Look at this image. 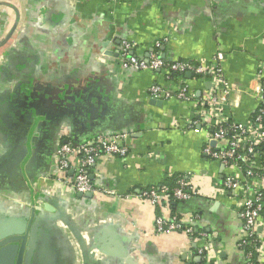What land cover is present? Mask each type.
Wrapping results in <instances>:
<instances>
[{
    "label": "crops",
    "instance_id": "crops-1",
    "mask_svg": "<svg viewBox=\"0 0 264 264\" xmlns=\"http://www.w3.org/2000/svg\"><path fill=\"white\" fill-rule=\"evenodd\" d=\"M125 41L140 59L223 54L226 115L246 122L256 110L264 0H0V264L247 263L240 202L223 188L231 171L203 153L205 131L187 128L197 106L150 95L186 85L199 101L211 79L126 69ZM120 135L128 156L89 169L97 194L77 192L73 171L55 165L62 144ZM179 178L196 186L192 199L168 208L139 197ZM172 216L208 234V256L199 237L157 232ZM260 222L264 240V212Z\"/></svg>",
    "mask_w": 264,
    "mask_h": 264
},
{
    "label": "built area",
    "instance_id": "built-area-1",
    "mask_svg": "<svg viewBox=\"0 0 264 264\" xmlns=\"http://www.w3.org/2000/svg\"><path fill=\"white\" fill-rule=\"evenodd\" d=\"M159 45L161 43L157 42V46ZM135 48L134 43L125 41L122 44L120 58L126 69L137 71L166 69L179 74L192 73L211 79V90L199 101H196L195 95L186 85H182L176 95L160 86H154L150 89V95L155 99H171L175 96L178 100L195 103L197 107H194L193 113L197 115V119L188 121L187 128L193 130L201 128L205 131L207 136L203 153L231 171L223 181V188L240 202L238 207L241 210L242 231L245 236L239 246L246 250V264H263L264 240L258 229L264 212V63L258 68L256 76L259 85L254 92L256 110L248 121L239 122L233 121L225 113L224 104L229 101L233 86L224 72L223 54H215L211 63L195 64L168 62L156 54L147 59H140L131 54ZM126 139V135H120L99 138L78 146L62 144L56 150L55 165L64 174L73 171V176L66 181L77 192L97 194L99 191L91 181L89 169L103 156L126 158L129 154V148L124 144ZM74 158L77 159L76 166L72 165ZM103 192L113 195L109 190ZM196 193V186L185 178H179L173 188L166 185L151 188L142 192L139 197L149 200L153 205L162 204L169 208L175 202L192 199ZM156 230L158 233L166 234L180 231L191 238L199 237L204 241V245L199 248L202 257L208 256L212 248L205 231L198 230L192 224L183 223L177 216L158 217Z\"/></svg>",
    "mask_w": 264,
    "mask_h": 264
},
{
    "label": "trees",
    "instance_id": "trees-1",
    "mask_svg": "<svg viewBox=\"0 0 264 264\" xmlns=\"http://www.w3.org/2000/svg\"><path fill=\"white\" fill-rule=\"evenodd\" d=\"M196 64V63H195ZM184 74H186V73H184ZM184 74H179V73H175V72H171V77H178V76H184ZM195 75V74H194ZM196 77H199V78H202L201 76H198V75H195ZM206 78H209V77H206ZM176 185V184H175ZM174 185V186H175ZM171 186H173V185H171ZM171 188H173V187H171Z\"/></svg>",
    "mask_w": 264,
    "mask_h": 264
},
{
    "label": "water",
    "instance_id": "water-1",
    "mask_svg": "<svg viewBox=\"0 0 264 264\" xmlns=\"http://www.w3.org/2000/svg\"><path fill=\"white\" fill-rule=\"evenodd\" d=\"M189 75V74H188ZM161 102V101H160ZM89 196H91V194H89ZM3 244H1L0 246H2ZM6 252L5 251H0V256H5ZM8 256L5 257V259H7Z\"/></svg>",
    "mask_w": 264,
    "mask_h": 264
}]
</instances>
